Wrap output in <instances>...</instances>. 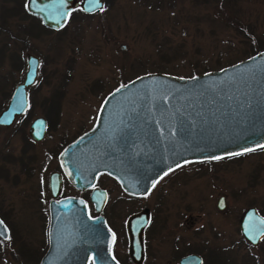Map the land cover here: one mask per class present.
<instances>
[{
  "label": "rangeland",
  "instance_id": "obj_1",
  "mask_svg": "<svg viewBox=\"0 0 264 264\" xmlns=\"http://www.w3.org/2000/svg\"><path fill=\"white\" fill-rule=\"evenodd\" d=\"M231 5L236 10L232 13L236 15L234 20H226L224 11L218 13L217 2L212 0H103V10L90 16L76 12L61 32H40L39 37L32 38L25 36L20 27L33 23L35 29H40L39 23L25 16L26 9L21 3L0 0V14L8 15L9 10L14 9L20 11V14L8 17L10 19L4 25L6 31L2 30L0 21V42L14 45L10 34L31 40L33 48L20 51L22 56L26 51L41 56L40 71L30 95L36 98V103L39 102L37 98L43 97L51 102L44 105L51 106V116L47 118L52 124L43 141L36 143L30 151L19 153L18 181L0 184L3 205L14 206L13 215L5 219L14 227L17 253L25 250L27 255L33 254V247L41 242L44 230L42 216L29 209L33 205L31 201L23 209V202L33 191L37 192V178H27L22 167L40 165L45 160V149L58 146L63 136V140L72 139L92 126L98 108L112 90L152 72L191 77L219 70L258 53H253V49L262 46L260 51L264 50V0H231ZM223 6L227 4L223 3ZM14 17L23 19L11 20ZM257 38L260 39L257 44H250ZM19 44L22 42L18 41ZM207 66L210 69L202 72ZM44 113V110L35 111L36 115L44 116ZM260 154L249 158L261 163L260 166L257 164L260 176L252 180V184L234 162H229L227 168L220 167L223 161L210 167L199 164V167H192L191 179L176 190L179 195H184L180 197L182 199L172 193L162 201L166 209H184L186 204H192L189 213L196 221L194 247L204 250L206 256L215 252L216 263L241 264L245 257L254 254L257 259L251 260V264H264V241L256 248L241 244L244 239L239 229L241 213L238 208L239 203L247 204L252 202L251 199L264 205V163L260 159L264 152ZM244 164V170H247L249 164ZM5 168L12 172L11 165L5 163ZM99 182L111 190L110 212L114 205L119 214L114 215L123 216L126 207L123 208L124 203L119 204L116 199L120 193L116 184L105 175ZM192 182L195 188L191 190ZM241 186L245 189L240 193L238 188ZM219 195L226 197L224 211L215 207ZM149 196L150 208L156 209L155 190ZM120 220L117 219L115 225L122 235V228L118 227ZM169 244V240L163 238L161 248ZM124 251L123 241L117 240L116 254L122 261ZM4 260L0 259V264H6L7 259Z\"/></svg>",
  "mask_w": 264,
  "mask_h": 264
},
{
  "label": "water",
  "instance_id": "obj_2",
  "mask_svg": "<svg viewBox=\"0 0 264 264\" xmlns=\"http://www.w3.org/2000/svg\"><path fill=\"white\" fill-rule=\"evenodd\" d=\"M100 5L103 8V0ZM75 8L86 14L100 10L86 0H65L63 4L61 0L25 1L29 14L57 30L66 24ZM61 13L68 15L64 18ZM37 67V57L29 56L24 81L16 87L0 121L10 122L23 111L25 87L35 81ZM44 132L45 120L38 117L30 135L41 140ZM261 146H264V50L219 70L191 77L152 72L118 86L103 100L93 128L68 144L60 160L76 187L84 186L81 170L91 172L92 176L104 172L113 176L125 192L144 194L162 175L182 163L235 155ZM98 196L102 208L106 192L99 189ZM218 208H225L224 197L219 199ZM135 218L127 223L129 255L140 264L146 222L143 220L136 226ZM3 225L6 227L4 222ZM240 227L243 237L253 246L264 238V217L254 208L246 211ZM6 229L4 238L9 236ZM99 230L96 248L90 250L94 264H119L111 253L113 233L103 217ZM189 258L200 260L197 254ZM39 264L70 263H57L48 252Z\"/></svg>",
  "mask_w": 264,
  "mask_h": 264
},
{
  "label": "flooded vegetation",
  "instance_id": "obj_3",
  "mask_svg": "<svg viewBox=\"0 0 264 264\" xmlns=\"http://www.w3.org/2000/svg\"><path fill=\"white\" fill-rule=\"evenodd\" d=\"M14 7L15 6L11 9ZM12 12L14 11L12 10ZM12 12L9 11L8 15L5 12L0 14L3 31L7 30L4 25L8 23L6 21L10 19L8 17H13L12 15L14 13L11 14ZM3 16H6V18ZM22 19L23 18L18 17L11 18V20ZM32 19L39 23L38 26L40 29H35L34 24L32 23L29 24L28 27H20V31L24 33L25 36L34 38L39 37L41 35L40 32H61V29L66 26L70 18H68L66 24L58 30L46 27L39 17L34 16ZM10 36L15 42L14 45H8V43L3 41L0 42V115L3 111H5L12 100L16 87L24 81L25 74L28 69L29 56L37 57V75L40 71L39 67L41 56L39 53H36L37 55H35L27 53L26 51L25 56H22L20 53L22 49H28L29 51L33 48L31 40L22 38L19 34H10ZM18 41H21L22 44L17 45ZM16 45L17 49L14 47ZM21 73H23L22 78L20 76ZM35 81L31 85L25 87L26 105L23 111L20 114H16L10 122L0 121V184L4 181H18V174L20 172L19 153L25 151L28 152L35 146L36 143L42 142L47 129L52 124L51 120L47 118V116H51V106H44L48 104L50 105L51 102L49 98H37L39 102L36 103V98H33L30 95ZM48 101L50 103H48ZM36 105L39 106L36 107ZM36 109L42 111L44 110V116L36 115ZM38 117L45 120V132L41 140H35L30 135L31 126L34 120ZM56 123L57 122L54 124ZM94 123L95 121L92 126L87 128L85 131L92 128ZM80 134L76 135L72 139L64 138V140L63 136L59 139L60 144L58 146L54 148L51 146L45 149V160L41 162L40 165L36 164L34 166L30 165L22 167V173H24L27 178H37L35 186V188H37V192L33 191V193L30 194V198L23 202V209L27 208L31 201L33 205L29 206V209H31V212L41 215L44 223L42 240L39 244L33 247V254L30 253L27 255L25 250H23L22 253L16 252L17 247L16 245L14 246L16 242L14 236L15 230L13 226H10L7 219H5L6 216L10 215L9 217H11V215H13L14 206H4L2 198L0 197V219L5 223L9 231L8 238L0 236V259H2L3 262L5 261L4 259H7L6 264H39L43 256L50 252V259H54L57 263L66 261L70 264H79L83 263L85 260L86 264H94L95 257L90 250L96 248V240L100 237L99 224L101 222V217H103L106 225L113 233L114 238L111 245V253L114 259L119 264H136L129 255L130 236L127 231L128 221L132 217H136L134 220V224L136 226H139L143 220L146 222L142 230L143 258L140 264H224L223 262L216 263V257L214 255L215 252H213L210 256H206L204 250H197L194 247L193 236L196 221L192 214L189 213L190 210H192V204H186L184 209H166V205L162 201L165 197L172 195V193L176 194L177 188L184 185L191 179L192 167L196 165L199 167V164H206L204 167H210L212 164L223 161L221 162L220 167L227 168L229 162H234L235 165L240 167L243 175H246L247 180L248 178L251 179L248 181L251 183L252 180L259 178L260 167H258L257 164L260 166L261 163L259 161L254 162V158H249L263 153L264 146L239 154L224 156L219 159L182 163L162 175L148 192L144 194H129L122 189L119 182L113 176L104 172H98L96 175L92 176L91 172L86 174L85 171L81 170V174L84 176L82 180V185L84 186L76 187L71 182L62 166L60 154L66 145L73 142L80 136ZM262 157L263 156H261L260 159L264 163V157L263 159ZM245 162L249 164L247 165L248 167H246V169L248 168L247 170H244ZM5 163L12 166L11 173L5 168ZM205 171H207L206 168ZM103 175L110 178L112 183H115L120 190L116 199H119V204H121V202L124 203L123 208L126 207V213L123 216H116L119 214L114 208V205L111 207L112 213L109 210L112 193L109 188L100 184L99 180ZM210 182H212V179ZM51 183L53 184V189H51ZM194 188V182H192L191 190ZM242 188V186L238 188L240 193L245 189ZM99 189L106 192V201L102 208H100L98 203ZM154 190L157 198V208L151 209L150 204L147 202V198L149 195H153ZM191 190H189L188 193ZM177 195L179 196H177L178 199H182L180 197L184 196L179 195L178 193ZM221 197H224L225 199L224 209L218 208V201ZM251 200L252 202L247 204L239 203L238 208L241 213L240 223L246 211L252 208L264 217V205H261L262 202L256 199ZM145 201L147 203L144 204ZM215 207L218 211L226 210L227 204L226 197L224 195L217 196L215 199ZM140 213L142 216L138 217ZM117 219H121L118 227L122 228V235L119 234L120 231L118 232L116 228L117 226L115 225V223H117L115 222ZM239 229L241 233L240 225ZM163 238L169 240L170 244L167 245L168 247L161 248V246H163ZM243 239L244 241H242L241 244L249 248H256L260 242L264 241L263 238L256 246H253L244 237ZM117 240L118 242L119 240L123 241L125 247V256L123 257V261L120 260L116 254ZM196 254L200 257V260L189 258V256ZM256 259L257 258L254 254H252L250 257H245L241 264H251V260L255 262Z\"/></svg>",
  "mask_w": 264,
  "mask_h": 264
},
{
  "label": "trees",
  "instance_id": "obj_4",
  "mask_svg": "<svg viewBox=\"0 0 264 264\" xmlns=\"http://www.w3.org/2000/svg\"><path fill=\"white\" fill-rule=\"evenodd\" d=\"M10 1V0H9ZM15 2H18V3H21V6L23 7V0H14ZM205 1H208V0H205ZM212 1H216L217 2V8L219 9L218 10V13H220L221 11H224L225 13H226V20H234V17L236 16V15H232V13L234 12V13H236V10H235V8L231 5V0H212ZM223 3H226L227 4V6L226 7H224L223 6ZM24 8V10H25V7H23ZM22 8V9H23ZM9 11H11V10H9ZM14 12H12L11 14H13V15H15V13L16 14H20L19 12V10H13ZM23 12V11H22ZM76 12H79V14L80 15H82V16H90L91 14H86V13H84V12H82L79 8H77V9H75L73 12H72V14H71V17L76 13ZM24 13V12H23ZM25 16H30V17H34L33 15H31V14H29V13H27L26 12V10H25ZM260 41V39H254L253 40V42L252 43H250V44H257V42H259ZM262 47V46H261ZM261 47H260V49L258 48V49H256V50H252V52L253 53H256V52H259L260 50H261ZM252 53V54H253ZM210 69V67H205L204 69H203V71L202 72H205V71H208ZM197 72V71H196ZM199 72V71H198ZM54 121L55 122H57V120L56 119H54Z\"/></svg>",
  "mask_w": 264,
  "mask_h": 264
},
{
  "label": "snow or ice",
  "instance_id": "obj_5",
  "mask_svg": "<svg viewBox=\"0 0 264 264\" xmlns=\"http://www.w3.org/2000/svg\"><path fill=\"white\" fill-rule=\"evenodd\" d=\"M65 2V0H61V4H63ZM86 3L89 5H94L96 7H99L100 10H103L102 6L100 5V0H86ZM27 7V5H26ZM68 15V13H61V16L66 18ZM59 23V21H57ZM120 89H117V91H119ZM251 150V149H248ZM239 154V153H237ZM220 157H215V159H219ZM154 186V185H153ZM7 232L6 227L3 225V221H0V236L5 235V233Z\"/></svg>",
  "mask_w": 264,
  "mask_h": 264
}]
</instances>
